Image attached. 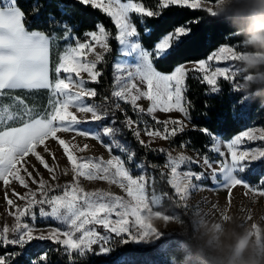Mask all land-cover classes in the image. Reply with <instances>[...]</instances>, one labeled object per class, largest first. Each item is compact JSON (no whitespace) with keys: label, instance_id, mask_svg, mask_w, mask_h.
<instances>
[{"label":"snow or ice","instance_id":"obj_1","mask_svg":"<svg viewBox=\"0 0 264 264\" xmlns=\"http://www.w3.org/2000/svg\"><path fill=\"white\" fill-rule=\"evenodd\" d=\"M78 2L101 11L111 19L117 29L115 39L122 46L123 55L135 60V64L131 66L118 63L114 66L110 94L102 97L99 102L94 99L98 96L97 91L87 85L99 83L103 72L98 69V64L105 62V55L97 53L92 61L82 57L87 56L88 51H94L92 42L103 49L104 53L111 51L108 42L110 34L102 24L84 34L90 39L82 42L76 37L75 46L69 44L65 47L54 69L55 79H51L49 53L52 37L46 31H30L26 24L29 14L37 20L44 15L43 0H32L28 12L17 0H3L0 6V181L7 186L11 178L27 190L23 195L14 190L12 193L24 201L23 206L7 199V204L15 209L9 213L14 217L15 223L11 227L5 225L0 229V249H3L0 252V264H50L51 258L47 250L33 251L29 248L32 241H51L58 245V251L68 258V264H78V261L86 259L90 254L106 255L112 250L107 246L110 244V237L101 234L97 226L107 233H114L124 244L130 242L124 234H128L131 242L135 243L147 244L152 242L153 237L163 240V233L153 231L150 225L144 224L142 212L147 214L152 210L150 204H156L170 194L161 192L160 196L153 195L149 202L146 192L148 178L145 175L133 176L130 167L135 165L139 168L143 164L137 161L131 145L116 140L122 134L120 129L114 127L116 121L102 125L98 131L84 130L78 126L89 119L102 121L109 114L115 116L116 112H120L124 117L121 121L124 130L130 131L136 142L147 148V144L141 139L142 129L150 138L173 140L186 128L185 121L190 120L191 108L190 101H185L184 96L189 71L200 73V82L209 86L214 94L221 91L220 79L228 82L234 91V68L211 66L212 62L220 64L228 60L235 61L237 54L232 46H221L206 60L193 62V69H188L185 64H177L171 70L161 67L184 43L182 38L193 35L190 25L193 22L198 23L199 18H194V21L185 20L176 25L154 44L149 42L145 46L139 38L140 33L132 19L133 13L141 18L159 17L164 9L173 6L197 11L201 10L199 0H157L156 10L137 0ZM60 7L63 11L64 5L61 4ZM45 22L67 33L65 39L72 38L75 33L74 26L68 21H58L51 13L45 17ZM82 72L87 73V80L80 77ZM62 73L67 75L62 76ZM73 73L80 78H74ZM35 89H46L50 93L48 106L40 111L29 105L24 97L11 95L15 90ZM86 97L93 98V102L87 103ZM141 100L150 102L147 109L138 103ZM241 100V96H236L233 100L234 119L244 116L247 104L238 105ZM71 109H76L82 116L78 117ZM129 109L132 115H129ZM157 111L178 112L183 119L160 121L155 116ZM144 115L162 125V130L150 128L148 121L143 119ZM199 131L208 136L211 142L204 146V153L193 149L196 159L184 154L176 157L166 154L163 167L167 172H161L160 176L173 190L171 195L179 200L186 182H192L196 187H204L197 182L206 180L218 186L227 185L226 190L245 187L264 195V149L240 151L237 148L243 138L264 140V130H260L258 136L255 131H245L230 142H222L207 127L200 128ZM59 133H74L73 140L76 137L96 140L110 154L115 149L122 155L112 154L107 161L101 158L78 157L74 154L78 145L61 138ZM104 138H109V142L105 143ZM49 140L63 150L70 163L72 183L63 186L57 183L53 186L43 177L38 181L28 171L27 165L30 161L27 158L32 156L50 174L54 173V169L37 150L42 146L45 152L51 154L47 143ZM189 144L190 142H181L179 147L186 149ZM87 148L88 145H84L79 151L83 152ZM209 152L215 153L218 159L211 160ZM191 164L201 170H181L183 166ZM151 167L160 166L152 164ZM22 171L31 179L32 184L37 185L35 190L29 187L28 180L21 175ZM80 177L89 181L104 180L116 184L129 199L104 191H86L80 185ZM51 178L53 181L58 179L54 174ZM57 189L60 191L57 192ZM37 209L39 217L51 218L65 227L38 229L35 226ZM130 218H134L135 223L140 226L136 235L131 233Z\"/></svg>","mask_w":264,"mask_h":264},{"label":"trees","instance_id":"obj_2","mask_svg":"<svg viewBox=\"0 0 264 264\" xmlns=\"http://www.w3.org/2000/svg\"><path fill=\"white\" fill-rule=\"evenodd\" d=\"M142 2L146 7L156 10L157 0H137ZM215 2L218 0H206ZM17 2L28 12L32 0H17ZM44 15L37 20L33 15L27 16L26 24L29 30L46 31L51 36L55 33H63L59 27L49 25L45 22V17L51 13L58 21H68L74 26L75 33L72 38L68 39V43L75 45L76 37L80 41H86L85 33L94 30L98 24H102L110 34L109 44L111 51L102 53L105 55V62L98 64V69L103 72L99 79V83H89L88 86L94 88L98 96L95 99L99 102L102 97L110 94L113 85V64L118 56V41L115 39L117 29L111 19L97 9H93L88 5L78 2V0H43ZM63 4V11L60 5ZM199 18V22L191 23L193 35L184 37V43L180 45L172 54L168 61L161 65L164 70H171L177 64L186 62H195L207 58L218 47L227 44L239 51L249 53H264V48H259L248 43L247 27L249 22V12L243 13H225L220 16H212L205 10L190 11L186 8L170 7L164 9L159 17L141 18L137 14H132L133 22L136 24L140 33V40L146 46L149 42L155 43L163 37V35L174 28L176 25L185 22V20H193ZM192 69V68H190ZM245 72L249 74L264 73V65H245ZM236 83L231 90L228 82L223 79L219 80L221 89L218 93H212L210 87L200 82V73L189 71L185 81V101H190V126L185 128L182 134L177 135L173 140H168V147L172 149H185L179 147L181 142L189 143L185 149L196 154L193 149L199 150L201 153L206 151L205 145L211 141L199 131L200 128L207 127L219 138L228 139L240 132L241 130L259 126L264 128V82H245L239 77H235ZM13 95L24 97L29 105L34 106L40 111L48 106L50 93L46 89L20 90ZM236 96H241L242 100L239 104H247L244 108V116L241 119L232 117L233 100ZM90 103L93 98H89ZM127 107V106H125ZM129 115H132L129 109ZM136 118V117H134ZM124 117L120 112H116L115 116L109 114L106 120L88 121L82 123L87 129L98 131L102 125L108 124L115 120V128L121 130V135L116 140L124 144L131 145L135 150L137 161L142 162L143 167L150 179V185L155 191L169 193L170 195L161 198L160 204L156 209L167 214L174 213V195L173 190L161 179L160 173L166 172L163 166L166 163V152L164 148L148 146L141 147L134 139L130 131L124 130L121 121ZM143 119L148 121L149 127L154 129H162V125L156 124L147 115ZM164 121V120H160ZM143 130V129H142ZM104 142L108 143L109 138H104ZM160 150V151H157ZM112 154L122 155L114 149ZM211 158H218L213 152L208 153ZM91 157L90 155L84 156ZM156 164L160 167L152 168L151 165ZM133 176H138L139 172L135 165H130ZM194 169H199L197 166ZM154 177V180H153ZM208 180L203 181L207 183ZM46 210H47V206ZM38 212V209L36 210ZM179 213V212H175ZM181 219L184 221V233L164 237L163 240H157L149 245H137L133 242L124 244L121 238L113 236L110 244L107 245L112 250L106 255H88L86 259L78 261V264H219L213 261L208 251L202 247L193 237L194 230L188 218L180 213ZM25 219H28L25 217ZM31 222V221H29ZM36 227H58L63 228L58 222L52 219H43L37 216L35 221ZM29 248L33 251L44 249L49 252L50 264H68V258L61 254L59 246L51 241H32ZM3 249H0L2 252Z\"/></svg>","mask_w":264,"mask_h":264},{"label":"rangeland","instance_id":"obj_3","mask_svg":"<svg viewBox=\"0 0 264 264\" xmlns=\"http://www.w3.org/2000/svg\"><path fill=\"white\" fill-rule=\"evenodd\" d=\"M3 0H0L2 2ZM138 2V1H137ZM250 6V0H218L210 2L206 0H199L200 9L205 10L212 16H220L225 13H243L248 12ZM90 39V38H89ZM94 44V51H88L87 56L82 57L88 61L95 59L97 53L102 54L103 49ZM75 46V45H74ZM222 46H229L224 44ZM221 47V46H220ZM219 47L216 49L218 50ZM236 49V48H235ZM214 50V51H216ZM87 51V50H86ZM213 51V52H214ZM212 52V53H213ZM237 58L235 61L228 60L217 64L211 63L212 68L215 67H230L234 68V76L239 77L242 84L245 82H264V73L249 74L245 72V65L249 64V58H254L256 63L254 65H264V53H249L236 49ZM207 58L203 59L206 60ZM200 61V60H199ZM197 62V61H195ZM122 66H131L135 64L133 57H127L123 55V48L118 43V56L115 58L113 69L116 64ZM188 69L194 68L193 62L183 63ZM251 65V64H250ZM67 74L63 73V76ZM74 78L80 77L85 80L88 79L87 73H81L80 77H75V73L72 74ZM87 87L91 88L87 85ZM74 90V89H73ZM89 98H85L86 102ZM142 107L147 109L150 102L147 100H141L138 102ZM71 111L78 117L82 114L76 112V109ZM157 120L166 119H183L182 115L178 112L162 113L157 111L155 113ZM90 121L87 120L86 122ZM186 128L190 126L189 120L185 121ZM81 129L93 131L87 129L83 124L78 126ZM162 130V129H161ZM260 130H264L263 127L251 126L241 130L228 139L219 138L222 142H230L237 135L245 131H255L256 135H259ZM95 131V130H94ZM61 138L66 139L70 143L78 145L75 151L76 156L90 155L96 158H101L107 161L111 158V155L106 147L100 142L92 140L90 138L76 137L75 140L72 137L74 133H59ZM141 139L145 141L147 146L164 148L166 154L170 153L173 157L180 154L187 155L193 159H196V154L185 149H172L168 147V140L161 139L159 137L150 138L141 131ZM48 145L51 148V154L43 150V147H39L37 150L44 157L45 161L54 169V173H49L34 157L29 156L27 159L30 164L27 165L28 171L32 172L33 176L39 181L41 177L50 185L59 184L61 186L72 183L73 173L71 171V165L67 161L66 156L63 154V150L52 140H49ZM84 145H88L85 151L80 152L79 148H83ZM238 150H252L261 148L264 149V140H248L243 138L242 142L237 146ZM226 151V149H223ZM215 153H213L214 155ZM216 155V154H215ZM210 157V156H209ZM216 160L218 158H211ZM33 165L35 166L33 168ZM194 164L185 165L181 170L191 168L195 171L201 169H194ZM20 167V165H18ZM167 172V169L163 167ZM139 175H145L148 178V184L146 192L150 199L153 195L160 196V193L155 191L150 185V179L147 176V172L144 167H137ZM39 173V175H37ZM58 177L57 180H52V175ZM22 176L28 180L29 187L36 189L37 185L32 184L31 179L27 178L26 173L21 172ZM10 179V184L5 186L0 181V229L5 225L11 227L14 223V217L10 215V212H14L15 209L7 204V199L15 201L17 204L23 206L24 201L20 200L17 196L13 195V190L20 195H23L27 190L19 185L15 180ZM202 183L204 187H196L192 182H186L183 186L184 191L181 199L174 197V213L167 214L160 212L156 207L160 204L161 199L156 204H150L152 210L147 214L142 212L144 224L151 226L153 231L163 233L164 237L171 235L172 233L183 234L184 233V221L181 219V214L185 215L191 222L194 230L193 237L199 242V244L208 251L209 257L219 264H264V195L257 194L253 190H248L245 187H233L230 190H226L227 185L218 186L213 184L210 180L207 183ZM80 185L86 191H104L109 192L115 196L124 197L129 199L126 193L116 184L108 183L104 180H86L80 177ZM60 189H57L59 192ZM7 193V196H6ZM179 212V213H175ZM37 216L38 212H37ZM42 218V217H41ZM51 219V218H43ZM53 220V219H52ZM61 225V224H60ZM63 228L64 225H61ZM52 226L37 227L38 229L46 230ZM130 230L133 235L137 234V230L140 228L134 221V218H130ZM62 228V229H63ZM97 230L110 237V240L115 236L114 233H107L105 230L97 226ZM129 241L131 237L128 234H124ZM157 240L153 237L150 243H135L137 245H149L153 244ZM227 245V247H224ZM95 248V246H94Z\"/></svg>","mask_w":264,"mask_h":264},{"label":"clouds","instance_id":"obj_4","mask_svg":"<svg viewBox=\"0 0 264 264\" xmlns=\"http://www.w3.org/2000/svg\"><path fill=\"white\" fill-rule=\"evenodd\" d=\"M248 12V43L259 48H264V0H250ZM248 63L254 65L256 60L249 58ZM224 247H227V245H224Z\"/></svg>","mask_w":264,"mask_h":264},{"label":"crops","instance_id":"obj_5","mask_svg":"<svg viewBox=\"0 0 264 264\" xmlns=\"http://www.w3.org/2000/svg\"><path fill=\"white\" fill-rule=\"evenodd\" d=\"M3 1L0 2V6H2ZM67 36V33H55L51 37V43H50V53H49V64H50V78L55 79V66L59 60V57L63 54L64 49L66 46L69 45L68 39H65L64 37ZM63 76V73L61 74ZM20 90H15L11 95L14 93H17ZM91 121V120H90Z\"/></svg>","mask_w":264,"mask_h":264}]
</instances>
